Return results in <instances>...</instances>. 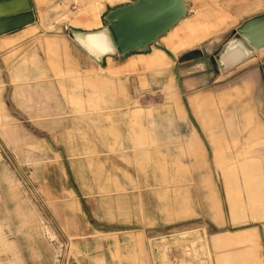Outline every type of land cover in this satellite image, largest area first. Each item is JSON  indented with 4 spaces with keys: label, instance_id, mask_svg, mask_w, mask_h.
<instances>
[{
    "label": "rangeland",
    "instance_id": "374dc122",
    "mask_svg": "<svg viewBox=\"0 0 264 264\" xmlns=\"http://www.w3.org/2000/svg\"><path fill=\"white\" fill-rule=\"evenodd\" d=\"M138 1L0 11L31 15L0 24V264H234L212 236L263 220L237 176L264 173V47L239 33L264 0H180L174 26L122 54L109 16ZM91 32L114 52L88 51Z\"/></svg>",
    "mask_w": 264,
    "mask_h": 264
},
{
    "label": "water",
    "instance_id": "95a60500",
    "mask_svg": "<svg viewBox=\"0 0 264 264\" xmlns=\"http://www.w3.org/2000/svg\"><path fill=\"white\" fill-rule=\"evenodd\" d=\"M11 9L28 12L29 0H10L0 4V11ZM115 13V17L111 14L109 16V20L114 21L110 32L116 47L123 54L136 49L142 50L152 44L179 21L183 8L180 0H140L135 5L119 9L113 14ZM22 18L30 21L31 15L11 17L0 21V24L10 25L6 31H11L23 26L20 24ZM239 33L255 50L264 47V17L250 21Z\"/></svg>",
    "mask_w": 264,
    "mask_h": 264
},
{
    "label": "crops",
    "instance_id": "0c3cea01",
    "mask_svg": "<svg viewBox=\"0 0 264 264\" xmlns=\"http://www.w3.org/2000/svg\"><path fill=\"white\" fill-rule=\"evenodd\" d=\"M12 43V42H11ZM9 43V44H11ZM1 46L10 47L6 41L1 43ZM156 65V64H155ZM255 163V162H254ZM256 164V165H255ZM248 164V166L244 169L245 174H239L237 178L243 179H253L255 180L252 185L244 186L241 188V194L246 195H256L260 197L259 202L254 201V203L250 206V209L253 214V217L256 215V211L260 212L261 220L258 222L252 229L247 231H243L241 233H235L233 235H214L212 236V244L215 248H219L221 250H231L222 251L221 258L222 261L225 259L234 261V264H241L239 260H243V262L248 261L253 264H264V253H263V245H264V173L261 171V165L259 163ZM260 167L259 169H257ZM257 169V170H256ZM264 170V168H263ZM231 177H235L233 175L225 174V179H229ZM229 193V187H228ZM240 193V192H239ZM241 209V208H239ZM245 209V208H244ZM232 215H236L237 207L234 203L231 204ZM242 210V209H241ZM236 261V263H235ZM247 263V262H245Z\"/></svg>",
    "mask_w": 264,
    "mask_h": 264
},
{
    "label": "bare ground",
    "instance_id": "6f19581e",
    "mask_svg": "<svg viewBox=\"0 0 264 264\" xmlns=\"http://www.w3.org/2000/svg\"><path fill=\"white\" fill-rule=\"evenodd\" d=\"M115 15H116V13L111 14L112 17H115ZM184 27H185V25H184ZM80 40H81L83 46L88 51H90L92 54H94L96 56L109 55V54H112L114 52V47L112 45L110 36L108 35L107 32H91V33H88L84 38H81ZM251 53H252V49L249 48L244 43L243 45L241 44V47L239 48V50H237V53L235 52V56H238L241 59V58H243V57H245ZM226 63H229V61H227ZM194 242H195V240H194ZM191 248H192V246H191Z\"/></svg>",
    "mask_w": 264,
    "mask_h": 264
}]
</instances>
